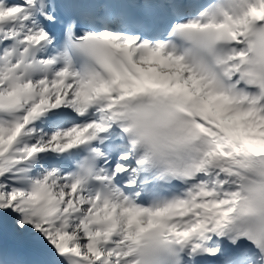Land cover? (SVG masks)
Instances as JSON below:
<instances>
[{
  "label": "snow or ice",
  "instance_id": "6c2138e0",
  "mask_svg": "<svg viewBox=\"0 0 264 264\" xmlns=\"http://www.w3.org/2000/svg\"><path fill=\"white\" fill-rule=\"evenodd\" d=\"M0 264H264V0H0Z\"/></svg>",
  "mask_w": 264,
  "mask_h": 264
}]
</instances>
